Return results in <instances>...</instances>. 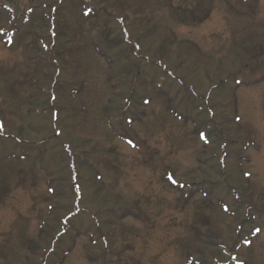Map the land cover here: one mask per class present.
Listing matches in <instances>:
<instances>
[{
	"label": "rangeland",
	"instance_id": "obj_1",
	"mask_svg": "<svg viewBox=\"0 0 264 264\" xmlns=\"http://www.w3.org/2000/svg\"><path fill=\"white\" fill-rule=\"evenodd\" d=\"M0 264H264V0H0Z\"/></svg>",
	"mask_w": 264,
	"mask_h": 264
},
{
	"label": "trees",
	"instance_id": "obj_2",
	"mask_svg": "<svg viewBox=\"0 0 264 264\" xmlns=\"http://www.w3.org/2000/svg\"><path fill=\"white\" fill-rule=\"evenodd\" d=\"M57 15L60 16L58 13H57ZM52 16H53V15H52ZM109 18H110V17H109ZM48 20L50 21V18H49V17H48ZM49 21H48V22H49ZM52 21H53V18H51V22H52ZM45 24H46V23H45ZM51 26H52V23H50L49 27H48V26H47V27L49 28V31H50L51 33H53V30H52V27H51ZM138 50H139V48H138Z\"/></svg>",
	"mask_w": 264,
	"mask_h": 264
}]
</instances>
